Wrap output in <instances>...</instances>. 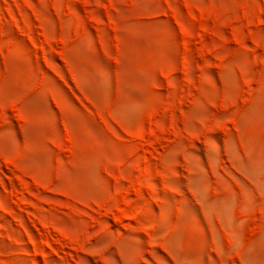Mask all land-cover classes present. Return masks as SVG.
Here are the masks:
<instances>
[{
	"label": "rangeland",
	"instance_id": "374dc122",
	"mask_svg": "<svg viewBox=\"0 0 264 264\" xmlns=\"http://www.w3.org/2000/svg\"><path fill=\"white\" fill-rule=\"evenodd\" d=\"M0 264H264V0H0Z\"/></svg>",
	"mask_w": 264,
	"mask_h": 264
}]
</instances>
